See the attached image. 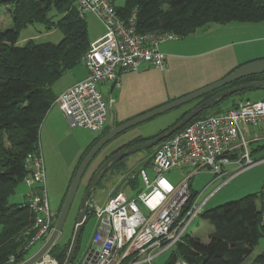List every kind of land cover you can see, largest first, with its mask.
<instances>
[{
  "label": "trees",
  "instance_id": "obj_1",
  "mask_svg": "<svg viewBox=\"0 0 264 264\" xmlns=\"http://www.w3.org/2000/svg\"><path fill=\"white\" fill-rule=\"evenodd\" d=\"M110 1L122 18L128 19L135 14L136 32L140 35L173 34L184 38L212 24L264 23V0H126L121 7L115 5V0ZM1 8L10 10L12 26L0 32V264H8L11 257L15 258L14 264H19L26 258L24 247L27 240L22 233L31 226L33 214L22 203L13 204L9 199L29 174L26 158L40 145L41 124L57 98L53 92L55 83L81 63L90 49L91 40L88 25L79 14L75 0H0ZM54 12L60 18L53 23ZM36 23L44 24L48 31L60 30L63 39L56 44L30 41L19 46L20 31ZM262 80L264 74L245 78L229 87ZM258 90H264V86L214 102L207 106L208 112L193 121L223 113L225 111H214L222 101ZM211 96L188 103L191 108L155 137L170 130ZM239 104L237 102L230 109ZM108 129L107 126L101 138L109 132ZM155 137L137 139L118 148L101 165L115 154ZM128 158L114 162L103 173L97 186L111 171L125 172ZM147 165L148 162L144 167ZM194 200L195 197L188 207ZM261 208L260 192L203 212L202 219L214 226L208 243L188 235L174 247L166 264H243L264 238ZM70 246L54 245L49 255L58 264H65ZM72 264H79L76 258ZM252 264H264V255L257 256Z\"/></svg>",
  "mask_w": 264,
  "mask_h": 264
},
{
  "label": "built area",
  "instance_id": "obj_2",
  "mask_svg": "<svg viewBox=\"0 0 264 264\" xmlns=\"http://www.w3.org/2000/svg\"><path fill=\"white\" fill-rule=\"evenodd\" d=\"M75 5L82 17L95 15L105 32L91 42L89 51L82 57L87 77L60 94L55 104L70 127L101 133L108 125L114 101L103 98L99 85L119 86L122 73L138 72L145 66L165 69L167 55L159 46L179 37L137 34L135 14L128 19L122 18L110 0H75ZM259 123L264 127V101H244L237 108L191 121L160 143L150 165L152 175L141 169L126 177L130 181L140 180L142 189L136 197L130 198L119 191L104 207L90 200V210L98 225L92 245L80 264H153L158 256L182 243L195 218L202 214V206L195 200L188 207L194 199L190 189L192 176L204 169L222 176L224 167L234 161L239 165L236 176L262 163L264 159L251 157L249 142L241 131L242 124ZM25 166L29 174L23 182L29 191L22 205L33 214L31 226L22 233L27 240L24 252L28 258L34 247H42L50 237L57 213L50 207L40 145L36 152L27 156ZM185 167L193 171L177 183L166 177L168 172ZM261 193L264 225V187ZM46 259L57 264L49 255L39 264ZM14 263L15 258L11 257L8 264Z\"/></svg>",
  "mask_w": 264,
  "mask_h": 264
},
{
  "label": "crops",
  "instance_id": "obj_3",
  "mask_svg": "<svg viewBox=\"0 0 264 264\" xmlns=\"http://www.w3.org/2000/svg\"><path fill=\"white\" fill-rule=\"evenodd\" d=\"M104 32L105 29L103 26L102 31L90 32L89 39L93 42L100 38ZM159 49L167 55V66L165 69L160 70L145 66L138 72L122 73L119 86L108 83L99 85V90L103 98L106 101L110 99L114 101L108 118V128L112 121L115 126H118L173 100L218 82L245 64L264 60V23L251 24L233 22L224 26L212 24L207 28L181 38L180 41L164 42L160 44ZM82 65L84 66V64ZM86 77L87 70L85 66L81 67L79 64L74 69L66 72L55 83L53 92L58 97L68 88L84 80ZM244 101L246 100L240 96L224 100L216 106L214 111L218 113L226 111L232 108L237 102L241 103ZM258 101H264V99ZM241 131L243 137L249 142L251 157L255 160L264 159L263 125L261 123L257 125L242 124ZM101 133L90 132L83 128L70 127L66 116L55 103L45 115L40 128L39 144L44 159L49 202L53 206L58 204L54 210L55 213L58 214L62 210L78 167L90 149L101 138ZM132 141L118 139L108 154L103 157V161L113 151ZM156 149H154L153 154H155ZM151 157V153L149 154L148 152L146 155L134 161L130 165V168L126 162L127 168L125 172H115L117 173V177L119 176L116 180H113V174H110L101 186V189L104 191L107 185H111L106 199L103 200L102 206L98 203V197L100 196L91 198V203L98 207H104L109 198L116 195L119 191H123L130 198L136 197L142 189V184L139 179L130 181L126 177L130 171L138 172L141 169L147 170L152 175L150 164L147 167L143 166ZM142 163L144 164L142 165ZM136 164L138 165L136 166ZM238 168V163L234 161L224 167L223 172L225 174L222 176H217L210 171L208 174L209 178L201 186L195 185V179L199 174L206 171L200 170L195 173L190 180V189L197 205L202 206L203 210L206 208L205 211H207L213 209L214 204H222L228 199H221L215 203H212V201L223 190L229 188L236 178L251 173L252 171L250 169L252 170L254 168L262 173L256 181L249 183L250 187L254 189H245L241 196L249 192H254L252 190H258L253 194L262 192V188L264 187V162L248 169L250 172L246 170L234 176ZM183 169L185 170V175L193 171L189 167ZM95 170L91 172L86 188ZM122 177L123 181L121 180ZM176 180L174 183L179 181L178 179ZM87 222H85L82 228ZM97 225L98 222L96 229ZM76 227L77 222L74 225L70 238L67 236V232L63 234L64 236H61V231L56 245L60 247H66L68 244L71 245ZM213 232L214 230L209 233L205 240L199 237L195 238L200 239L204 243H208L209 236ZM81 233L79 235L78 245L82 241ZM88 249L89 246L84 248L82 251L84 255L81 259L77 260V263H81ZM261 254L264 255V238L258 242L253 254L244 263L252 264L256 257ZM138 264L149 263L141 262Z\"/></svg>",
  "mask_w": 264,
  "mask_h": 264
},
{
  "label": "rangeland",
  "instance_id": "obj_4",
  "mask_svg": "<svg viewBox=\"0 0 264 264\" xmlns=\"http://www.w3.org/2000/svg\"><path fill=\"white\" fill-rule=\"evenodd\" d=\"M114 3L116 6L121 7V6L125 5L126 0H115ZM57 15H58L57 13H55V12L53 13V16H54L52 18L53 23L58 21V19L60 18ZM84 17H85L86 22L88 24L89 34H90V32L103 30L102 23L98 20V18L95 15L86 14ZM11 26H12V17H11L10 10L8 8H1L0 9V32H4V31L10 29ZM62 39H63V34L60 30L53 28L52 30L48 31L44 24L36 23V24L28 26L27 28L22 29L20 31L18 45L19 46H25L30 41H32L36 44H42V43H54V44H56V43H59ZM180 40H181V38H178L176 41H180ZM82 64L83 63H80L81 67H84ZM240 97H243L245 100H248L250 102H257L258 100L264 99V90L250 91V92H247ZM191 106L192 105H189V104L181 106V107L176 108L174 110H171L165 114L159 115V116H157L151 120H148L142 124H139V125L131 128V129L127 130L123 134L119 135L112 142L107 144L97 154V156L94 158V160L89 165V167H88V169H87V171H86V173H85V175H84V177H83V179L79 185L77 193L74 197L71 209L69 210L68 215L66 217V220L64 222L61 236L65 232H67V236L69 238L71 237V233H72V230L74 228V225L78 220L79 209H80V205L82 202V198H83L84 193L86 191V185H87L88 178H89V176L93 170H95V169L97 170L99 168L98 166L103 161V159H104L103 157H105V155L108 154L109 150L111 149V147L114 146L115 142H117L118 139H122V140H126V141H132V140L135 141L137 139H148V138L155 137L160 132H162L163 130L167 129L169 126L174 124L176 122V120H178L180 117L183 116V113H185L188 109L191 108ZM205 111H207V107L202 113H204ZM157 147H154L152 149V151H149V149H148V150H144V151H139V152L129 156V158L127 160L128 167L130 168V165L134 161H136L137 159L146 155L148 152H149V154L151 152V155H152L151 159L148 160V165L149 164L151 165V162H152V159L154 156V154H153L154 149ZM256 160H260V159H256ZM143 164L144 163H142V165ZM146 164H144L143 166H146ZM137 165L138 164H136V166ZM255 169L256 168H254L252 170L250 169V171H252L251 173H248L246 175H242L241 177L236 178L234 180V182L232 183V185L229 186V188L223 190L217 197H215L213 199L212 203H215V202H217L221 199H225V198L228 200H225L223 203L221 202L222 204H214V206L212 208L223 205L225 203L237 201L238 199L245 197L249 194L256 193L255 191H258V190H252L254 192H249L248 194H244L243 196H241L245 189H254V188L250 187L249 183H253L254 181H256V179H258V177L262 173L260 171L255 170ZM253 170H255V171H253ZM204 171H206V172H203L196 177L195 185L197 184L198 186H201L202 184L206 183L207 179L209 178L208 174L210 173L211 170L204 169ZM250 171H248V172H250ZM115 172H117V171H111L110 173L106 174V177H105V179H103L102 184L100 186H97L96 189L93 191L92 198H94V197L97 198L98 196H100V197H98V203L101 204V206H102V203L104 202L103 200H105L107 197V194H108V191H109V188L111 185H107V187L105 188L104 191H103V189H101V186L105 183L106 178H108V176L110 174H113L112 175L113 180H116L119 176L117 177V173H115ZM122 174L124 175V173H122ZM123 177L121 178L122 181H123ZM166 177L169 180H171L172 182L177 181L176 179L181 180L182 178L186 177L185 170L180 169V170L170 171L166 174ZM28 191H29V188L25 185V183L24 182L21 183L17 187L15 194L13 196H11V198L9 199L10 203H23L25 200V195ZM50 206H51V209L54 211L57 208L58 204H56V206H53L51 203ZM205 210H206V208H204V210L202 209V212H204ZM96 224H97V219L94 216V214L92 213L88 222L83 227V231L81 233L82 241H81L80 245H78L77 251L75 254L76 260H79L83 257L84 254L82 251L84 250V248H86L87 246L90 247L92 245V238H93V233L96 229ZM1 230L2 229L0 227V234H1ZM212 230H214V226L211 223L203 220L201 215H200V216H197L195 218V220L193 221V223L191 224V226L188 230V235H190L192 237H199L200 239L205 240L206 237H208L209 233ZM40 247L41 246L34 247L30 252V256L32 254H34ZM171 253H172V250H168V251L164 252L163 254H161L160 256H158L154 260L153 264H166L168 259L171 256ZM133 260H134V257L132 258V261ZM57 264H58V262H57ZM243 264H246V263H243Z\"/></svg>",
  "mask_w": 264,
  "mask_h": 264
},
{
  "label": "water",
  "instance_id": "obj_5",
  "mask_svg": "<svg viewBox=\"0 0 264 264\" xmlns=\"http://www.w3.org/2000/svg\"><path fill=\"white\" fill-rule=\"evenodd\" d=\"M264 74V60H259L255 62H251L248 64H245L239 68H237L234 72L223 78L222 80L215 82L213 84H210L202 89H199L191 94H188L186 96H183L181 98H178L176 100H173L163 106H160L150 112H147L141 116H138L134 119H131L127 122H124L118 126H115L113 124V121L110 122V130L109 132L104 135L99 141L96 142V144L90 149V151L87 153V155L82 160L80 166L77 169V172L75 174V177L72 181L70 190L68 192V195L66 197V200L64 202V205L62 207V210L60 211L56 224L54 226V229L48 238V240L45 242V244L40 247L34 254H32L29 258H27L24 262L20 264H39L42 262L43 257L46 255H49L50 250L54 245H56L57 239L59 235L61 234V231L63 229L64 222L66 220V217L68 215L69 210L71 209L74 197L77 193V190L79 188V185L89 167L91 162L94 160V158L97 156V154L110 142H112L114 139H116L119 135L123 134L127 130L142 124L148 120H151L159 115L165 114L171 110H174L176 108H179L181 106H184L192 101L201 99L205 96L212 95L210 98L205 100L202 104L198 105L193 111H191L186 117H184L179 123H177L174 127H172L170 130L166 131L163 134H160L159 136L155 137L154 139L148 140L144 143L137 144L131 148H129L126 151H121L114 156L107 159L100 168L96 171L93 178L91 179L90 183L88 184L86 191L84 193V196L82 198V202L80 205V211L79 216L77 220V227L74 232V236L71 242V246L69 249V253L67 256V259L65 261V264H72L75 258V254L77 251L78 243H79V235L80 230L82 226L85 224L89 212H90V200L92 198L93 191L96 189L97 183L103 173L116 161L123 160L125 158H128L129 156L139 152L148 150L154 147H157L160 143L167 140L180 130H182L186 125H188L193 119L198 117L208 105L213 104L214 102L220 101L222 99H225L229 96H233L237 93L244 92L246 90H250L257 87L264 86V80L262 81H253L249 83H244L240 85H236L233 87H229L232 84L241 81L245 78H249L252 76H257ZM92 213V212H91ZM53 260V259H52Z\"/></svg>",
  "mask_w": 264,
  "mask_h": 264
},
{
  "label": "bare ground",
  "instance_id": "obj_6",
  "mask_svg": "<svg viewBox=\"0 0 264 264\" xmlns=\"http://www.w3.org/2000/svg\"><path fill=\"white\" fill-rule=\"evenodd\" d=\"M43 264H54L52 261L46 259L45 262Z\"/></svg>",
  "mask_w": 264,
  "mask_h": 264
},
{
  "label": "flooded vegetation",
  "instance_id": "obj_7",
  "mask_svg": "<svg viewBox=\"0 0 264 264\" xmlns=\"http://www.w3.org/2000/svg\"><path fill=\"white\" fill-rule=\"evenodd\" d=\"M203 102H205V101H203ZM203 102H202V103H203ZM202 103H201V104H202ZM99 168H100V167H99ZM99 168H98V169H99Z\"/></svg>",
  "mask_w": 264,
  "mask_h": 264
}]
</instances>
